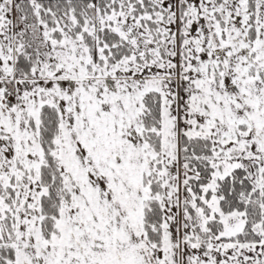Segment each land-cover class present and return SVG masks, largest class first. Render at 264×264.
<instances>
[{"label":"snow or ice","instance_id":"1","mask_svg":"<svg viewBox=\"0 0 264 264\" xmlns=\"http://www.w3.org/2000/svg\"><path fill=\"white\" fill-rule=\"evenodd\" d=\"M0 264H264V0H0Z\"/></svg>","mask_w":264,"mask_h":264}]
</instances>
